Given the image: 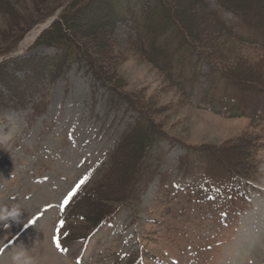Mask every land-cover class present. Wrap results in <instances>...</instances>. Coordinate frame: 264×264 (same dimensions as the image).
I'll return each instance as SVG.
<instances>
[{
  "label": "rangeland",
  "instance_id": "374dc122",
  "mask_svg": "<svg viewBox=\"0 0 264 264\" xmlns=\"http://www.w3.org/2000/svg\"><path fill=\"white\" fill-rule=\"evenodd\" d=\"M180 1L188 11L196 8L192 0ZM207 1L244 38L250 55L264 53L258 49L260 37L243 28L239 17L219 9L217 0ZM19 3L22 13L39 16L30 10L33 4ZM134 19L130 15L117 27L122 48L137 38ZM13 22L0 11V44L3 29ZM35 26L19 44V54L39 34L41 27ZM37 51L51 54L52 48ZM181 56L184 62L177 67L183 75H173L172 87L155 63L133 55L118 72L129 88L144 89L160 106L178 102L177 90L185 92L187 105L166 127L187 142L221 143L249 133L256 148L254 180L218 182L191 164L194 175L186 176L184 159L197 161L198 156L183 143L165 142L164 157L140 205L126 204L99 226L81 230L78 214L94 208L90 195L80 200L106 170L138 114L115 103L85 63H75L51 88L42 114L32 116L30 104L0 106V206L19 205L23 212L20 224L0 227V264H11L21 248L33 264H264V99L244 100L197 51L176 55Z\"/></svg>",
  "mask_w": 264,
  "mask_h": 264
},
{
  "label": "trees",
  "instance_id": "16d2710c",
  "mask_svg": "<svg viewBox=\"0 0 264 264\" xmlns=\"http://www.w3.org/2000/svg\"><path fill=\"white\" fill-rule=\"evenodd\" d=\"M19 1L22 6L26 2L33 4L30 10L37 11L39 16L22 13ZM192 1L194 11H188L180 0H0V11L15 21L10 28L3 29L0 57L14 51L33 26L59 13L37 35L24 56L0 63L2 108L30 104L32 116L42 114L56 81L64 79L73 64L85 63L115 103L127 104L138 114L111 153L106 170L80 200L89 199L90 195L94 208L91 213L89 210L87 214H78V222L84 223L81 230L99 226L126 204L140 205L142 195L157 174L158 162L164 157L165 142L183 143L189 153L198 156L197 161L185 158L182 172L186 176L194 175L188 169L191 164L200 166L203 174L218 182L228 178L253 179L257 170L256 148L249 133L221 143L187 142L173 128L166 127L169 118L187 105L185 92L177 90L178 102L160 106L158 99L145 95L144 89L129 88L118 72V67L133 55L140 61L155 63L172 87L173 75H183V69L177 67L184 62L183 56L177 58V53L188 55L197 51L239 89L244 100L264 99V53L250 55L244 38L222 13L207 0ZM217 5L239 17L243 28L258 35L262 42L258 49L264 52V0H217ZM130 15L136 19L138 34L136 40L122 48L116 31ZM42 47L52 48V53H39L37 50ZM3 147L0 144V151Z\"/></svg>",
  "mask_w": 264,
  "mask_h": 264
},
{
  "label": "clouds",
  "instance_id": "9594fccd",
  "mask_svg": "<svg viewBox=\"0 0 264 264\" xmlns=\"http://www.w3.org/2000/svg\"><path fill=\"white\" fill-rule=\"evenodd\" d=\"M23 212L19 205L0 206V227L10 228L13 223L20 224ZM11 264H33V259L27 254V251L21 248L11 256Z\"/></svg>",
  "mask_w": 264,
  "mask_h": 264
},
{
  "label": "water",
  "instance_id": "95a60500",
  "mask_svg": "<svg viewBox=\"0 0 264 264\" xmlns=\"http://www.w3.org/2000/svg\"><path fill=\"white\" fill-rule=\"evenodd\" d=\"M56 17H57V15H55L54 17H52L51 19H49L48 22H47L46 24L42 25L41 28H40V33H41L44 29H46ZM40 33H39V34H40ZM16 55H18V54L15 53V54L8 55V56H6V57L1 58L0 61H3V60H5V59H7V58H9V57H13V56H16Z\"/></svg>",
  "mask_w": 264,
  "mask_h": 264
},
{
  "label": "snow or ice",
  "instance_id": "6c2138e0",
  "mask_svg": "<svg viewBox=\"0 0 264 264\" xmlns=\"http://www.w3.org/2000/svg\"><path fill=\"white\" fill-rule=\"evenodd\" d=\"M84 182H85L84 180H81L80 184H78V185L76 186V189L78 190V188L80 187V185L83 184ZM75 191H76V190H73V191H71V192L68 193V195H67V197H66V199H65V203H67L68 200H70V199L72 198V196L75 195Z\"/></svg>",
  "mask_w": 264,
  "mask_h": 264
},
{
  "label": "bare ground",
  "instance_id": "6f19581e",
  "mask_svg": "<svg viewBox=\"0 0 264 264\" xmlns=\"http://www.w3.org/2000/svg\"><path fill=\"white\" fill-rule=\"evenodd\" d=\"M38 33H40V32H38ZM20 50V49H19Z\"/></svg>",
  "mask_w": 264,
  "mask_h": 264
}]
</instances>
